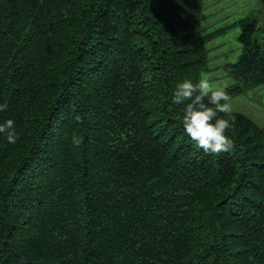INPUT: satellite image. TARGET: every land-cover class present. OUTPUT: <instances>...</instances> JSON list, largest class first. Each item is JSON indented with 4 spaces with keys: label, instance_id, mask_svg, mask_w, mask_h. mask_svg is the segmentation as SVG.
<instances>
[{
    "label": "trees",
    "instance_id": "1",
    "mask_svg": "<svg viewBox=\"0 0 264 264\" xmlns=\"http://www.w3.org/2000/svg\"><path fill=\"white\" fill-rule=\"evenodd\" d=\"M260 2L215 27L201 0H0V264H264V123L233 112L234 149L189 168L171 100L218 67L231 98L264 84Z\"/></svg>",
    "mask_w": 264,
    "mask_h": 264
},
{
    "label": "clouds",
    "instance_id": "2",
    "mask_svg": "<svg viewBox=\"0 0 264 264\" xmlns=\"http://www.w3.org/2000/svg\"><path fill=\"white\" fill-rule=\"evenodd\" d=\"M171 100L176 105L189 101L184 109L182 124L185 133L199 150L201 148L205 153L218 155L234 149V141L226 132L234 126L235 117L232 115L231 96L223 87L214 88L206 76H202L196 83L184 80L176 86ZM6 109V103L0 104V112ZM220 113L224 116H219ZM0 134H5L10 144H15L19 139L11 119L0 123Z\"/></svg>",
    "mask_w": 264,
    "mask_h": 264
},
{
    "label": "rangeland",
    "instance_id": "3",
    "mask_svg": "<svg viewBox=\"0 0 264 264\" xmlns=\"http://www.w3.org/2000/svg\"><path fill=\"white\" fill-rule=\"evenodd\" d=\"M202 5L207 7L202 14L207 17L205 24L219 27L224 26L232 19L237 16H242L245 14L249 8L260 9L263 7V4L260 2L262 0H201ZM260 15V22H264V10ZM230 13L231 16L226 18V14ZM214 21V23L212 22ZM238 32V28L231 27L223 38L217 41H223L225 45L222 48L216 49L212 52V55H215L210 60L211 66H219L222 63L223 55L218 54V51L222 49H233L235 53L239 51V44L235 39V35ZM215 76L214 82L217 84L228 83L230 80L224 74L222 70L218 67L212 73ZM210 76V75H209ZM231 105L234 109L239 112L244 113L249 118L257 122L258 124L264 123V84L257 87L246 90L242 94L235 97L231 102Z\"/></svg>",
    "mask_w": 264,
    "mask_h": 264
}]
</instances>
